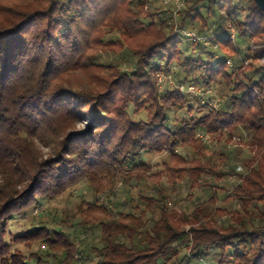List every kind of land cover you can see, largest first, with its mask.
Masks as SVG:
<instances>
[{
    "label": "trees",
    "instance_id": "1",
    "mask_svg": "<svg viewBox=\"0 0 264 264\" xmlns=\"http://www.w3.org/2000/svg\"><path fill=\"white\" fill-rule=\"evenodd\" d=\"M148 2L0 0V264H264V12L254 0H187L175 18ZM238 54L252 61L230 65ZM159 71L174 83L160 86ZM237 129L251 156L224 199L238 208L213 209L215 193L171 208L163 179L194 189L223 173L201 158L199 133ZM117 172L121 199L99 202L100 176ZM82 180L89 199L8 231ZM33 242L29 255L17 247Z\"/></svg>",
    "mask_w": 264,
    "mask_h": 264
},
{
    "label": "rangeland",
    "instance_id": "2",
    "mask_svg": "<svg viewBox=\"0 0 264 264\" xmlns=\"http://www.w3.org/2000/svg\"><path fill=\"white\" fill-rule=\"evenodd\" d=\"M183 7L187 4V0H183ZM148 7L158 10H167L171 9L174 12L176 6L175 3L171 0H149ZM181 8V9H182ZM180 9V10H181ZM175 16V15H174ZM173 16V17H174ZM179 17V15L177 16ZM175 17V18H177ZM174 18V19H175ZM195 36H197L196 41L202 40L205 43H209L210 38L206 35L198 36L195 30H191ZM190 31V32H191ZM232 34L234 31L232 30ZM232 38V37H231ZM190 40L194 42L195 40L190 37ZM232 40H236L235 37ZM251 46L253 48L257 47L258 44L255 41H251ZM114 57V56H113ZM230 65L235 64H244L247 65L252 61L251 58H243L242 55H235L230 57ZM261 61H264V56ZM170 69H173L171 67ZM158 80L160 81L159 85H163V80L168 79L170 82L174 83V78L170 73H163L159 71L157 73ZM189 91L193 92L194 89L190 88ZM198 96L200 98H204L210 105L215 107L220 106L219 96L216 95L214 91H206L199 90ZM200 136L204 138V140L208 144V148L204 150V154L201 155V158L206 161V159L210 158L214 164L217 165L218 169L223 172L219 173L220 177H215L213 174H207L205 177L209 180V185L207 187H198L191 189L189 185L184 181L181 184L173 187L171 184L167 183L166 179H163V182L167 184L166 196L169 203V206L178 212L183 209H192L196 204L200 201L207 200L210 195L215 193L217 198L216 202L213 205H210L214 208H238L236 202H232L231 200H225L224 197L230 194L234 188V186L240 182V177L233 173L235 169L238 171H244V164L247 160H249L251 156V152L249 151V141L250 135L246 130L237 129L232 136H230L226 131L219 137V139H214L212 136L205 134L203 132L199 133ZM44 152H48V148L42 147ZM180 151L186 152V148H180ZM190 156L193 154V151L189 149ZM150 162L154 165H158L157 167H153V170H158L161 168V164L159 163L162 157L150 156ZM158 162L159 164H157ZM123 172H117L115 175H101V182L104 184L101 187V192L97 194L99 202H109L120 200L124 191H123V180H122ZM81 195H84L85 198H90L89 187H87L86 182L84 180L76 183L72 187H68V189L55 195L53 197L45 198L40 204L32 205L28 209L25 210L24 213L16 216V219L8 224V231L11 232V235L14 236L17 233L23 232L25 230L32 219L38 218L42 213L45 215L52 212H56L58 216L62 213L63 210H68L70 208H75L78 203L81 202ZM46 210V211H44ZM43 211V212H42ZM42 212V213H41ZM227 217L226 211H218L216 212L215 219L217 221L225 220ZM186 228H189L187 226ZM8 236L6 240H9L10 236ZM89 238L92 235L88 236ZM41 245V244H38ZM17 247L26 255H29L37 248V242H33L32 244L26 243H18ZM209 259H207L208 261Z\"/></svg>",
    "mask_w": 264,
    "mask_h": 264
},
{
    "label": "built area",
    "instance_id": "3",
    "mask_svg": "<svg viewBox=\"0 0 264 264\" xmlns=\"http://www.w3.org/2000/svg\"><path fill=\"white\" fill-rule=\"evenodd\" d=\"M171 1H173L175 3L176 8H175L173 14L175 15L174 17H177L179 15L180 9L183 7L184 1L183 0H171ZM186 34H187V36L192 37L194 40H196V38H197V36H195V34L192 31L191 32L189 31ZM231 37L234 38L235 35L232 34ZM228 63H230V60H228ZM205 264H208V263L205 262Z\"/></svg>",
    "mask_w": 264,
    "mask_h": 264
},
{
    "label": "water",
    "instance_id": "4",
    "mask_svg": "<svg viewBox=\"0 0 264 264\" xmlns=\"http://www.w3.org/2000/svg\"><path fill=\"white\" fill-rule=\"evenodd\" d=\"M257 6L264 12V0H254Z\"/></svg>",
    "mask_w": 264,
    "mask_h": 264
}]
</instances>
